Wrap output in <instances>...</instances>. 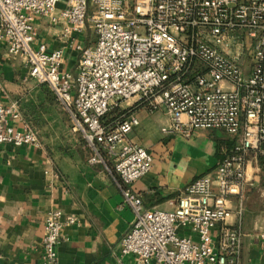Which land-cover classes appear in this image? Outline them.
<instances>
[{"label": "built area", "instance_id": "2783aa9c", "mask_svg": "<svg viewBox=\"0 0 264 264\" xmlns=\"http://www.w3.org/2000/svg\"><path fill=\"white\" fill-rule=\"evenodd\" d=\"M60 2L0 0V43L52 90L90 150L89 162L120 177L135 213L122 254L136 255L139 264H241L246 190L264 156V0H65L58 8ZM38 17L60 25L64 46L51 50L36 41ZM87 27L96 37L91 46L80 40ZM70 49L81 54L76 75L63 67ZM121 101L165 108L172 123L164 134L221 130L233 140L215 174L186 185L173 210L144 209L130 188L154 158L127 140L138 117L103 121ZM20 117L16 102L0 99V143L41 146L36 132L10 124ZM76 223L61 209L48 214L43 264L58 263L62 231Z\"/></svg>", "mask_w": 264, "mask_h": 264}, {"label": "crops", "instance_id": "0c3cea01", "mask_svg": "<svg viewBox=\"0 0 264 264\" xmlns=\"http://www.w3.org/2000/svg\"><path fill=\"white\" fill-rule=\"evenodd\" d=\"M35 27L37 42L47 43L51 50L65 45L60 25L47 17H38ZM83 38L81 35L80 40ZM76 53L67 51L64 69L72 72L78 68L79 63L73 65ZM0 99L6 105L18 104L21 117L10 120V124L21 131L29 128L39 133L47 120L62 119L57 100L53 104L47 101L42 84L29 75L24 58L10 56L4 43H0ZM121 109L126 118L134 115L140 120L127 140L154 156L152 169L130 185L142 198L144 209L173 210L185 186L214 170L225 148L233 144L229 136L216 135L217 148L212 156L194 152L193 156L202 157L196 168L204 173L199 174L198 169H189L191 162L184 147L179 148L175 137L170 136L174 133L156 142L160 132L152 111L133 102L121 105ZM157 111H164L172 122L165 108ZM38 137V147L0 143V264H43L45 221L56 209L77 220L62 231L57 264H139L136 255L121 252V242L134 224L135 213L125 200L117 173L91 164L90 153L76 138L69 158L55 164L42 137ZM252 179L253 185L246 190L241 264H264V188L254 174ZM229 221L236 223L235 214ZM181 232L197 238L189 229L182 228Z\"/></svg>", "mask_w": 264, "mask_h": 264}, {"label": "rangeland", "instance_id": "374dc122", "mask_svg": "<svg viewBox=\"0 0 264 264\" xmlns=\"http://www.w3.org/2000/svg\"><path fill=\"white\" fill-rule=\"evenodd\" d=\"M65 0H61V2L58 5V8H62L64 6ZM90 13L94 11L95 9V4L90 2ZM91 35V37L94 34L93 29H90L87 27L85 31L82 33L83 35V41L85 39L86 35ZM82 39V38H81ZM236 53V48H232V52L230 55H234ZM252 47L249 48L246 52L243 53V59L246 64H251L252 63ZM75 61H73V65L75 63H79L81 59V54L77 51L75 54ZM76 69V70H75ZM72 72L76 75L78 68H75ZM228 87H230L228 85ZM126 101H121L120 102V108L121 105L124 106L126 105ZM58 112L61 114L62 119H54L55 121L53 122V119H49L41 127V130H37L39 133L38 136L42 137V143L44 144V147L48 151L52 161H54L55 164L57 163H64L66 159L69 158V155L72 153V149L74 148V139H78V141L84 145V140L80 136L79 133L75 132L73 130L72 123L70 119L68 118L67 114L62 111L59 106H57ZM166 110V109H165ZM167 111V110H166ZM155 118H157V123L159 127V134L157 133L158 138L156 139V142L162 138V136H165L160 130V128L165 125V126H170L172 122H170L169 116L164 112V111H157L153 112ZM151 114V113H150ZM220 135V136H229L227 133L223 131H216V130H205V129H197L193 132L191 136L185 135L183 132H175L172 136V138L175 137V141L180 144L179 148L182 149V146L184 151L187 153V159L191 162V167L189 168L192 170L193 168H196L198 166V162L202 157H196L193 156V153H201V154H208L212 156V150L216 152V140L215 136ZM153 143V142H152ZM141 146V145H140ZM183 150L181 152L183 153ZM153 155V154H152ZM154 158V156H153ZM153 165H154V159H153ZM153 167V166H152ZM193 167V168H192ZM199 171L198 173H204V170L200 168H196ZM216 172V168L214 170H211L207 175H214ZM257 171L255 170L254 176L256 177V180H260L259 176H257ZM251 188V187H249Z\"/></svg>", "mask_w": 264, "mask_h": 264}, {"label": "trees", "instance_id": "16d2710c", "mask_svg": "<svg viewBox=\"0 0 264 264\" xmlns=\"http://www.w3.org/2000/svg\"><path fill=\"white\" fill-rule=\"evenodd\" d=\"M96 41V37L93 35L91 37V35H86L84 42L86 44V46H91L94 45ZM44 92L47 96V101H49L50 103H56V98L52 92V90L46 85V84H42ZM125 114V112L122 111V109L120 108V106L117 107H113L108 113L107 115L103 118V121L105 123H115L116 120H118L121 116H123ZM87 149V148H86ZM87 151L90 153V150L87 149ZM256 166L258 168L257 170V176H259V183L260 185L264 188V156H258L256 159Z\"/></svg>", "mask_w": 264, "mask_h": 264}]
</instances>
